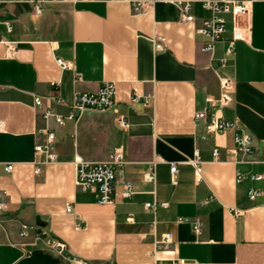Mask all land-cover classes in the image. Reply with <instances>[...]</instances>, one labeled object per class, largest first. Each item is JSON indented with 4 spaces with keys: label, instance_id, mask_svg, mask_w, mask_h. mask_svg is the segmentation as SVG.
<instances>
[{
    "label": "crops",
    "instance_id": "obj_1",
    "mask_svg": "<svg viewBox=\"0 0 264 264\" xmlns=\"http://www.w3.org/2000/svg\"><path fill=\"white\" fill-rule=\"evenodd\" d=\"M190 13L194 22L159 0L141 13L123 0L45 3L38 13L22 0L0 2V37L16 43L11 55L0 43V188L7 194L0 264L147 263L164 233L173 243L158 251L156 264H264V0L250 5L249 39L237 41L229 54L230 23L204 51L208 38L197 27L210 12L195 2ZM56 58L71 67L61 69ZM225 77L231 79L230 101L218 108L206 98L216 100ZM107 80L116 84L112 108L85 109L63 125L43 120L34 108V96H41L43 106L66 116L77 92H95ZM135 92L152 98L132 101ZM199 110L236 120L237 132L250 134L247 162L229 161L233 133L206 134L193 116ZM118 116L126 127L117 124ZM47 131L54 134L53 162L34 151ZM118 147L125 162L115 199L99 204L75 185L74 160L102 161ZM195 150L199 181L187 163ZM154 158L155 182H144L141 174ZM6 163L14 165L10 173L2 170ZM170 164L178 167L175 184ZM122 180L134 186L130 198L117 194ZM251 188L260 191L254 199L247 195ZM152 201L168 205L144 207ZM180 217L198 218L200 232L177 222ZM21 222L56 238L64 250L32 235L20 238Z\"/></svg>",
    "mask_w": 264,
    "mask_h": 264
},
{
    "label": "built area",
    "instance_id": "obj_2",
    "mask_svg": "<svg viewBox=\"0 0 264 264\" xmlns=\"http://www.w3.org/2000/svg\"><path fill=\"white\" fill-rule=\"evenodd\" d=\"M2 0H0L1 2ZM10 2L12 0H5ZM28 3L35 13L42 10L45 3H75L81 0H22ZM131 3V7L134 12L141 13L146 11L158 0H123ZM169 2L176 5L183 16V20L186 22H194L195 17L190 13L191 5L195 2L200 3L202 8L210 12L208 18H202L199 20L197 32L206 36L208 42L202 47L204 51H210L213 44L222 39L223 34L227 31L226 23H230L229 37L226 39V54L233 51L235 43L237 41H245L249 39V28L246 24L245 18L250 10V5L259 0H159ZM10 28V26L8 27ZM0 43L6 45L8 55H11L16 50V43L6 41L0 37ZM55 63L61 69H68L71 67V63L61 58H56ZM81 78L78 76L77 80ZM231 79L220 78L219 79V94L216 100L209 97L206 101H211L216 104L218 108L226 106L230 101L231 92ZM116 84L114 81H104L95 92H77L71 103L70 113L66 116L52 111L48 106H43L41 96H34L33 104L35 110L38 111L41 118L45 121L52 119L55 123L63 125L65 119H73L74 116H78L85 109H94L103 111L105 109L112 108L115 101ZM50 98L56 103L61 104L62 100L56 95H51ZM151 94L141 95L135 92L132 96V101H141L148 103L151 100ZM194 119L203 122V130L206 134L222 135L228 132L233 133V140L235 146L230 149H226L229 155V161L233 163L247 162L248 156L251 153V136L246 131L237 132V121L224 119L215 114V112H207L206 110H199L194 112ZM116 122L120 127H126L127 123L123 116H118ZM2 127V121H0V129ZM36 153L43 155L44 162H53L56 159L54 151V134L51 131L45 133L44 141L34 146ZM220 153V148L215 146L212 149V156L216 159ZM38 161L37 163H39ZM124 155L121 147L115 148L107 157L102 161L90 162L81 158L74 160V182L82 191L91 192L95 195L96 201L99 204H111L115 199L113 192L114 183L117 182V177L121 175V166L124 164ZM158 160L155 158L148 162L147 168L142 172L141 178L144 182H155V166ZM193 166L196 174V180L201 178L200 164L201 161L198 156V152L195 150L193 157L187 162ZM2 170L5 173H10L13 170L14 165L12 163L3 164ZM37 170V167H36ZM171 174V183L175 184V174L178 171L176 164H170L169 168ZM253 179H260L261 175H252ZM242 179V175L236 172L235 181L239 182ZM122 188L117 193L121 198H130L134 193V186L128 180L121 181ZM260 194L257 189L251 188L248 190L247 195L249 199H254ZM7 204V194L5 190L0 188V224L5 220L4 215ZM167 201L161 202H146L144 207L147 209L155 210L157 206L166 207ZM65 211L71 212V204L65 203ZM235 214H239V211H235ZM177 222H187L190 224L194 233L200 232V221L198 218L189 219L180 217ZM18 235L20 238L32 235L34 240H42L50 248L62 252L64 250V244L53 238L47 236L44 231L38 230L34 225L21 222L19 225ZM172 236L170 233H164L160 238L155 239L153 242L152 261L147 263H134V264H156L158 257V251H169L172 245ZM176 264V261L172 262Z\"/></svg>",
    "mask_w": 264,
    "mask_h": 264
},
{
    "label": "rangeland",
    "instance_id": "obj_3",
    "mask_svg": "<svg viewBox=\"0 0 264 264\" xmlns=\"http://www.w3.org/2000/svg\"><path fill=\"white\" fill-rule=\"evenodd\" d=\"M226 26L228 27V26H229V23H228V24H226Z\"/></svg>",
    "mask_w": 264,
    "mask_h": 264
}]
</instances>
